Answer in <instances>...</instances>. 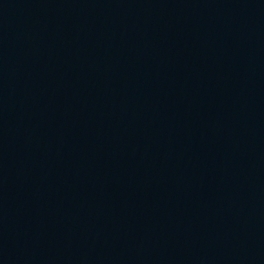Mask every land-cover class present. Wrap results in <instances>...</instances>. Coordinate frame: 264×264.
<instances>
[{
	"label": "water",
	"instance_id": "obj_1",
	"mask_svg": "<svg viewBox=\"0 0 264 264\" xmlns=\"http://www.w3.org/2000/svg\"><path fill=\"white\" fill-rule=\"evenodd\" d=\"M50 264H264V0H121Z\"/></svg>",
	"mask_w": 264,
	"mask_h": 264
}]
</instances>
